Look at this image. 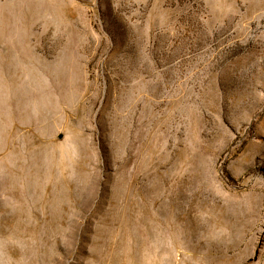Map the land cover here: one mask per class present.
Segmentation results:
<instances>
[{
  "label": "rangeland",
  "instance_id": "1",
  "mask_svg": "<svg viewBox=\"0 0 264 264\" xmlns=\"http://www.w3.org/2000/svg\"><path fill=\"white\" fill-rule=\"evenodd\" d=\"M0 264H264V0H0Z\"/></svg>",
  "mask_w": 264,
  "mask_h": 264
}]
</instances>
